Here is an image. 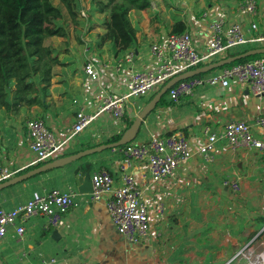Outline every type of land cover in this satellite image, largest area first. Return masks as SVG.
<instances>
[{"label":"crops","instance_id":"0c3cea01","mask_svg":"<svg viewBox=\"0 0 264 264\" xmlns=\"http://www.w3.org/2000/svg\"><path fill=\"white\" fill-rule=\"evenodd\" d=\"M222 2L231 7L236 4L235 1ZM219 4L218 1L208 4L200 13L193 12L188 6V10L181 13L198 50L206 47L209 23L217 17ZM258 4L260 9L256 20L264 30V0H258ZM151 10L130 14L138 37L153 28L149 19L158 18L157 12L152 16ZM225 14L231 23L243 26L250 23L249 17L236 13L234 8L226 9ZM134 19L138 21L136 24ZM169 23L171 26V17ZM164 29L160 30L163 34L154 43H161L166 38L168 34H164ZM151 41L142 37L139 49L132 51V61L124 62L119 73L104 74L102 85L115 94H122L132 71L154 67L150 51L154 43ZM90 56L101 64L115 65L124 58V55L114 58L109 46H96ZM86 58L82 50V67L66 83L53 81L47 108H23L18 113L0 116V167L22 169L34 159L26 143V123L32 120V114L39 115L56 134L62 135L74 123L79 106L93 108L98 85L84 73ZM215 89L200 87L194 96L183 97L179 104L158 107L143 123L137 139L143 142L153 135L166 137L182 133L195 150L203 140L206 126L219 131L231 121L252 123L257 116L264 114V95L253 96L248 84L237 83L229 89ZM150 98L138 100V115ZM136 117L127 115L121 122L102 118L80 136L71 149L96 145L116 136L125 131L128 120ZM213 156L211 163L195 156L172 178L157 185L151 183L146 166L131 169L149 206L153 208L161 202L165 208L163 216L151 214L150 231L137 244L127 242L118 233L104 201L92 202L88 194L90 175L96 169L107 168L116 184L121 183L119 159L113 153H98L42 174L37 181L10 187L0 193V208L15 209L44 189L66 191L72 185L79 191L84 184L79 186L76 182L74 171L78 168L80 176L86 173L85 188L89 191H79L78 206L58 227L48 226L44 218L36 217L26 226L22 236L10 228L0 242V259L4 264H37L53 258L59 261L58 264L61 261L69 264H264V155L246 149L233 151L221 142L216 145ZM227 180L239 183L237 194L224 184ZM243 252L249 256L244 258Z\"/></svg>","mask_w":264,"mask_h":264},{"label":"built area","instance_id":"2783aa9c","mask_svg":"<svg viewBox=\"0 0 264 264\" xmlns=\"http://www.w3.org/2000/svg\"><path fill=\"white\" fill-rule=\"evenodd\" d=\"M217 17L209 23V38L204 50H198L189 32L168 34L161 43L151 46V55L155 66L146 70H135L129 75L126 91L115 94L102 85L104 74L121 72L124 62L130 63L133 52H128L118 63H102L90 56L89 43L85 46L87 55L83 70L87 78L98 85L94 95L92 109L79 106L74 123L62 135L56 134L49 123L42 119H32L26 123V143L34 159L24 168L8 170L0 167V183L12 179L24 169L36 167L63 157L69 152L77 139L95 122L109 117L121 122L127 115H138L137 102L150 98L172 78L229 56L234 49L242 46H264V30L260 28L258 0H245L234 7L220 2ZM234 8L236 13L250 19L247 26L231 23L225 14L226 9ZM86 17V10L81 12ZM206 16V15H205ZM248 84L253 96L264 95V56L224 67L217 73L205 78H191L181 81L168 91L169 100L179 104L183 97L194 96L200 87L229 89L233 84ZM204 137L194 150L189 139L182 133L166 137L152 136L147 141L133 142L126 146L111 149L118 156V171L121 183L116 184L112 173L107 168L94 170L90 175L92 202H103L112 223L118 233L129 243L137 244L147 236L151 227V214L163 216L165 208L158 202L153 208L144 200V190L131 169L146 166L152 184L172 178L176 171L188 164L195 156L206 162L214 161V152L218 143H225L233 151L246 149L264 155V114L257 116L252 123L231 121L219 131L210 126L204 128ZM2 136L0 133V142ZM237 194L240 191L237 181L224 182ZM80 192L72 185L66 191L46 190L35 193L26 203L9 210L0 208V242L10 228L19 236L26 231V226L36 217L44 218L51 227H58L64 217L78 206ZM247 258L249 254H241ZM257 262V261H256ZM56 258L43 260L37 264H58ZM60 264H69L61 261Z\"/></svg>","mask_w":264,"mask_h":264},{"label":"trees","instance_id":"16d2710c","mask_svg":"<svg viewBox=\"0 0 264 264\" xmlns=\"http://www.w3.org/2000/svg\"><path fill=\"white\" fill-rule=\"evenodd\" d=\"M57 1L58 4H55L54 0H0V111L4 113H18L23 108L31 110L34 107L41 109L48 107V102L52 96L53 70L55 67L64 65L59 57V50L51 43V39L60 38L65 41L70 37L69 25L75 31L84 26L86 17H82L81 12L86 10V1L90 2L92 15H104L102 26H98L102 28V32L97 35V45L109 46L114 58L118 59L128 52L138 50L141 46L138 30L130 18L131 12H148L153 7V0ZM217 1L221 2V0ZM226 1L240 3L245 0ZM171 20L169 34L180 35L188 31V25L180 13L173 14ZM95 27L97 26L92 27V29ZM82 43L84 52L88 42L82 38ZM88 46L90 45L88 44ZM255 46L238 47L229 55L241 54ZM257 57L243 59L225 67ZM219 70L201 74L197 78L211 76ZM173 105L167 93L156 109ZM132 122L133 120L127 121L125 131ZM122 135L113 136L96 145L80 146L70 150L64 156L73 155L102 144L116 142ZM109 153L111 150H106L101 154ZM32 168L34 167L24 169L19 174ZM41 175L23 183L37 181Z\"/></svg>","mask_w":264,"mask_h":264},{"label":"rangeland","instance_id":"374dc122","mask_svg":"<svg viewBox=\"0 0 264 264\" xmlns=\"http://www.w3.org/2000/svg\"><path fill=\"white\" fill-rule=\"evenodd\" d=\"M217 0H153L152 4V16H154L155 12L158 15L157 17H153L152 20V29L148 31H144L141 37H139L140 42H142V37L146 39H152L151 42H155L156 39L162 36V32L160 30L164 27V34H169V20L173 14L182 13L184 10H188V6L193 9V12L200 13L204 8L208 6V4H213ZM55 4H58L57 0H54ZM86 18L84 20V26L79 28L78 31L72 26H68V30L70 32V37L65 41L60 38L51 39V43L54 45L57 50H59V57L61 61L64 63L63 66L55 67L53 70L54 78L56 82H60L61 84L66 83L67 79L82 67L83 60L81 59L82 48V38L86 42L89 43L90 50H95L98 41L97 35L102 32V28L98 26H102L101 24L104 22L103 14H93L90 12V2L86 1ZM170 7H169V6ZM187 5V6H186ZM180 11V12H179ZM188 12V11H186ZM170 16V17H169ZM152 18V17H149ZM146 20V19H144ZM147 21V20H146ZM138 21L134 19V24ZM163 22V23H161ZM95 27L92 29V27ZM169 30V31H168ZM81 31V32H80ZM150 36V37H149ZM81 72V71H80ZM147 99V98H146ZM145 100V99H143ZM5 115L3 111H0V116ZM30 119H38L41 118L39 115L32 114ZM118 134V133H117ZM124 134V131H121V135ZM139 139H136L134 142H139ZM93 156V155H91ZM88 156V157H91ZM87 158V157H86ZM55 171V170H52ZM49 171L48 173L52 172ZM46 174V173H45Z\"/></svg>","mask_w":264,"mask_h":264},{"label":"water","instance_id":"95a60500","mask_svg":"<svg viewBox=\"0 0 264 264\" xmlns=\"http://www.w3.org/2000/svg\"><path fill=\"white\" fill-rule=\"evenodd\" d=\"M257 56H264V46L263 47H254L252 49H249L241 54L238 55H229L226 58H223L221 60H218L216 62H212L208 65L189 70L187 72H184L174 78H172L169 82H167L162 88H160L148 101L146 106L141 110L139 115L133 120L131 126L124 132L122 137L113 143L108 144H102L90 149L83 150L81 152H78L73 155L63 156L56 160H53L51 162H47L45 164H42L40 166L34 167L32 169H29L25 171L22 174H19L15 177H13L10 180H7L3 183H0V192H2L5 189H8L10 187L16 186L20 183H23L31 178H34L37 175L45 174L52 170H57L60 168H64L66 166H69L73 163H76L88 156L95 155L98 153H102L106 150H111L116 147L126 146L131 143H133L138 134L141 131V128L143 126V123L147 120V118L155 111L156 107L162 100V98L168 93V91L178 84L181 81H185L194 77H197L201 74H206L209 72H213L216 70H219L221 68H224L225 66L231 65L237 61L251 58V57H257ZM80 169H76L74 171V176L76 179V182L79 186H83L80 188L79 191L81 193H87L89 190H86V182L84 181V176H86V173H82V175H79ZM90 184V191L88 194L92 193V184L91 180L89 182ZM0 264H4L3 261L0 259Z\"/></svg>","mask_w":264,"mask_h":264}]
</instances>
